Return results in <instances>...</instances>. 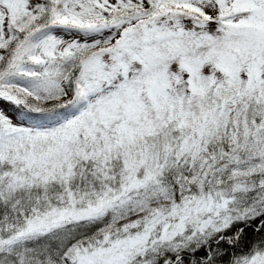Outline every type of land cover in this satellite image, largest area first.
<instances>
[{"label": "snow or ice", "instance_id": "6c2138e0", "mask_svg": "<svg viewBox=\"0 0 264 264\" xmlns=\"http://www.w3.org/2000/svg\"><path fill=\"white\" fill-rule=\"evenodd\" d=\"M0 264H264V0H0Z\"/></svg>", "mask_w": 264, "mask_h": 264}]
</instances>
